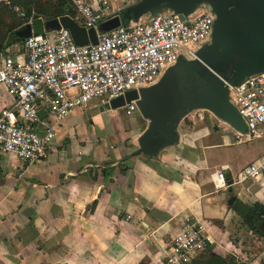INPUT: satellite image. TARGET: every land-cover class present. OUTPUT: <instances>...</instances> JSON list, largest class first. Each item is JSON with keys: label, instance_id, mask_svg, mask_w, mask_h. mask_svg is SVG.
Listing matches in <instances>:
<instances>
[{"label": "crops", "instance_id": "obj_1", "mask_svg": "<svg viewBox=\"0 0 264 264\" xmlns=\"http://www.w3.org/2000/svg\"><path fill=\"white\" fill-rule=\"evenodd\" d=\"M104 106L93 101L55 125L48 157L36 165L0 151V264H163L186 219L209 237L199 257L264 264V245L245 243L258 237L227 205L234 192L247 208L264 206V177L239 182L243 168L264 155L263 138L240 135L216 117L190 128L181 119L177 142L150 156L139 144L149 124L139 111L123 117ZM223 166L221 186L214 174Z\"/></svg>", "mask_w": 264, "mask_h": 264}, {"label": "built area", "instance_id": "obj_2", "mask_svg": "<svg viewBox=\"0 0 264 264\" xmlns=\"http://www.w3.org/2000/svg\"><path fill=\"white\" fill-rule=\"evenodd\" d=\"M67 1L74 20L86 30L97 29L134 2ZM12 10L20 19L25 17L22 8ZM214 21L212 9L203 6L183 21L173 11L157 12L98 34L96 45L76 46L70 33L60 29L25 39L16 51L0 53V151L14 155L23 166L46 160L54 126L74 109L93 101L109 105L129 91L157 84L180 57L195 59L194 48L211 40ZM227 88L229 102L246 125L245 136L264 139V74ZM121 110L132 116L138 110L136 101ZM225 170L223 166L214 174L221 186ZM263 177L264 155L243 168L239 182L253 184ZM209 243L201 223L186 219L166 245L163 264H190L207 252Z\"/></svg>", "mask_w": 264, "mask_h": 264}, {"label": "water", "instance_id": "obj_3", "mask_svg": "<svg viewBox=\"0 0 264 264\" xmlns=\"http://www.w3.org/2000/svg\"><path fill=\"white\" fill-rule=\"evenodd\" d=\"M204 3L216 15L211 46H203L194 60L180 57L157 84L129 91L109 103L110 109L118 110L136 101L142 118L149 122L139 138L140 148L153 156L160 148L177 142L176 127L192 110L209 111L238 134H246L243 119L229 102L227 85L236 87L250 76L264 74V0H140L99 24L97 29L86 30L70 16L49 21L35 19L14 33L13 43L64 29L76 46L96 45L98 34L125 22L138 21L164 9H171L183 21ZM181 71H186L183 77L179 76ZM192 82L198 84L197 91L191 90ZM39 116L44 118L45 114L40 112ZM153 138L157 142L148 149L147 144ZM227 205L242 219L249 215L248 208L234 196Z\"/></svg>", "mask_w": 264, "mask_h": 264}, {"label": "trees", "instance_id": "obj_4", "mask_svg": "<svg viewBox=\"0 0 264 264\" xmlns=\"http://www.w3.org/2000/svg\"><path fill=\"white\" fill-rule=\"evenodd\" d=\"M45 5L48 6V9L43 8L42 5H40L37 2V0H18L12 2L9 6L0 3V9L3 11L10 12L16 17L19 23L18 26L19 29L24 27V25H26L29 21H33L38 18L45 19L44 21L57 19L62 16H70L73 19L76 18V14L70 9L67 0H55V1L49 0L47 3H45ZM14 6H18L24 10L25 17L23 19H20L18 15L15 12H13L12 8ZM124 24H127V22H125ZM18 30L12 29L0 17V36L2 37L0 39L1 50H5L6 48L14 45L13 43V40L15 38L14 33ZM3 31H5L4 34L7 35V38H4V36H2L1 32ZM3 39L5 41L4 45L2 44ZM21 44L22 43H20L19 45ZM255 208L260 209L259 213H257L252 208H248L249 215L245 219H243V222L254 236L260 239H264V235L260 230V224L264 222V206L263 207L257 206ZM190 264H241V263L226 261L212 253H209L207 257H199L198 259L193 260Z\"/></svg>", "mask_w": 264, "mask_h": 264}, {"label": "rangeland", "instance_id": "obj_5", "mask_svg": "<svg viewBox=\"0 0 264 264\" xmlns=\"http://www.w3.org/2000/svg\"><path fill=\"white\" fill-rule=\"evenodd\" d=\"M48 1H49V0H37V2H38L40 5H42V7L45 8V9H48V6L45 5V3H47ZM51 1H55V0H51ZM136 2H138V0H134L133 3L129 4L128 6H125L124 9L127 8V7H129V6L132 5V4L136 3ZM202 6L205 7L206 9L211 8L210 5L204 3V4H201L199 7H197V8L195 9V12H199V11L201 10ZM168 11H172V10H171V9H164V10L159 11L158 13L168 12ZM0 17H1V19H2L4 22H6V24H7L8 26H10L12 29H16V30L19 29V27H18V26H19V23H18L16 17H15L12 13H10V12H8V11H3V10L0 9ZM149 17H151L150 14L144 15V16L142 17V20H147ZM214 18H215V20H216V15H215V14H214ZM43 20H45V19H43ZM214 23H215V21H214ZM127 24H128V22H127ZM4 32H5V31L1 32V34H2V36H4V38H7V35L4 34ZM1 38H2V37L0 36V39H1ZM2 44H3V45L5 44L4 39L2 40ZM211 44H212V38H211L210 41H208L206 44L200 46L199 48H198V47L194 48V53H195V54H198V53H199V50H200L203 46H211ZM184 59H185L186 61H189L187 58H184ZM97 102H98V101H97ZM104 108H107V105H105ZM122 113H124V112L122 111ZM135 114H136V115H139L137 112H135ZM123 117H125V115H123ZM210 120H212L214 123L217 121V119L215 118V116H214L212 113H210L209 111L202 110V109H198V110H192L191 112H189V113L183 118V123H184L186 126H188V127L190 128V126L192 125V123H195V124L198 125V124H201V123H203V122L210 121ZM141 123H144V122H141ZM147 127H148V126H147ZM142 128H143V127H142ZM142 128L139 129V130L136 132V134H139V132H140V130H142ZM144 131H145V130H144ZM246 161H247L246 158H237L236 164H238V165H242V164H244ZM246 184L248 185L249 183H246ZM233 195H235L234 192L231 193L230 195H228V198L231 197V196H233ZM257 206H259V205H258V204H253L251 208L254 209L257 213H259L260 209H259V208H255V207H257ZM248 208H249V207H248ZM263 225H264V224H263ZM246 229H248V228H246ZM261 230H262V234L264 235V227H263V229H261ZM249 232H250V231H249ZM234 236H236V235L234 234ZM243 239L245 240V243H248L249 245H253V246L258 247V248H257L258 250L261 249V248H263L264 243H263V242H260V240H261L260 238H258V240H256V238H254L253 236H250V237L248 236V237H244ZM236 241H237V240H236ZM259 242H260V243H259Z\"/></svg>", "mask_w": 264, "mask_h": 264}, {"label": "flooded vegetation", "instance_id": "obj_6", "mask_svg": "<svg viewBox=\"0 0 264 264\" xmlns=\"http://www.w3.org/2000/svg\"><path fill=\"white\" fill-rule=\"evenodd\" d=\"M185 74H186V71H181L179 76L183 77ZM186 86L187 85H184V87H186ZM190 88H191V90H194V91H197L199 89L198 84L196 82H194V83L192 82L190 85Z\"/></svg>", "mask_w": 264, "mask_h": 264}]
</instances>
